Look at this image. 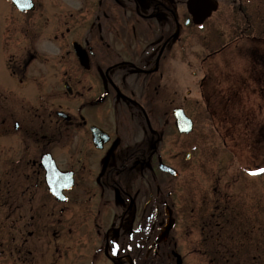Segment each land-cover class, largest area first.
<instances>
[{
    "label": "flooded vegetation",
    "instance_id": "af4514ba",
    "mask_svg": "<svg viewBox=\"0 0 264 264\" xmlns=\"http://www.w3.org/2000/svg\"><path fill=\"white\" fill-rule=\"evenodd\" d=\"M206 1L34 0L10 37V95L0 89V264H184L174 231L192 230V195L161 163L176 168L168 146L190 135L175 110L190 114L191 90L178 97L167 76L175 60L191 65L194 4ZM211 1L249 19L247 0ZM214 192L201 242H236L251 229L225 223L230 200Z\"/></svg>",
    "mask_w": 264,
    "mask_h": 264
},
{
    "label": "rangeland",
    "instance_id": "374dc122",
    "mask_svg": "<svg viewBox=\"0 0 264 264\" xmlns=\"http://www.w3.org/2000/svg\"><path fill=\"white\" fill-rule=\"evenodd\" d=\"M251 3L244 6L248 20L243 13L235 18L228 16L227 9L221 6L202 27L196 26L188 59L191 65L175 60L167 76L169 88L177 89L178 97L191 90L187 108L197 119L193 134L176 136L175 145L168 146L169 155H177L175 165L182 173L180 183L187 181L189 184L186 188L189 193L191 191L192 199L188 206L194 209L190 220L192 230L180 225L174 231L179 251L185 258L184 264H206L204 256L208 253L201 242V223L195 222H202L205 194L210 206L207 213H210L218 199V193L214 192L216 188L238 204H228L227 218L235 211L240 214L235 221L245 225L242 229H250L252 223L255 224V231H251L255 240L250 236L255 241L253 254L257 255L256 264H264V82L254 75L264 76V71L252 69L251 63L239 55L241 50H246L247 39H264V0H251ZM18 14L8 0H0V80L9 83L6 61L13 45L9 37L14 28L8 34L3 21L10 24L13 20L15 29H19L23 17ZM227 44H230L227 51L208 59L211 53ZM259 47L262 48L263 43ZM210 67L214 68L212 73L209 72L213 77L207 78L202 87L200 83L208 76ZM0 88L4 96L10 95V86L5 82L0 81ZM204 110L213 114L208 115ZM187 152L192 153L191 159L186 165H180V157H186ZM184 220L183 215L181 223ZM241 237L244 248L240 253L245 259L249 256L248 239Z\"/></svg>",
    "mask_w": 264,
    "mask_h": 264
},
{
    "label": "water",
    "instance_id": "95a60500",
    "mask_svg": "<svg viewBox=\"0 0 264 264\" xmlns=\"http://www.w3.org/2000/svg\"><path fill=\"white\" fill-rule=\"evenodd\" d=\"M15 2L22 7V9L26 10L28 9L31 5H29L27 0H15ZM198 10V14H199V20H203L204 18H206L207 16H209L212 11L215 9V7L212 6V4H210V2L207 0L205 3L203 4H198L195 6ZM205 8L204 12L203 9ZM181 119L183 121H185V118L181 115ZM189 123L186 124L185 122H183V124H181V130L183 131H191L192 130V123L191 121H188ZM186 128V129H185Z\"/></svg>",
    "mask_w": 264,
    "mask_h": 264
},
{
    "label": "trees",
    "instance_id": "16d2710c",
    "mask_svg": "<svg viewBox=\"0 0 264 264\" xmlns=\"http://www.w3.org/2000/svg\"><path fill=\"white\" fill-rule=\"evenodd\" d=\"M216 251H217V248H215V251L214 252H216ZM223 253H225V251H223ZM217 262L219 264H223V263H225V260L217 258Z\"/></svg>",
    "mask_w": 264,
    "mask_h": 264
},
{
    "label": "snow or ice",
    "instance_id": "6c2138e0",
    "mask_svg": "<svg viewBox=\"0 0 264 264\" xmlns=\"http://www.w3.org/2000/svg\"><path fill=\"white\" fill-rule=\"evenodd\" d=\"M253 174H255V173H253ZM115 247L118 249L119 248V245L118 244H115Z\"/></svg>",
    "mask_w": 264,
    "mask_h": 264
}]
</instances>
